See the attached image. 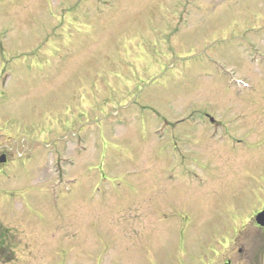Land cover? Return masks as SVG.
Returning <instances> with one entry per match:
<instances>
[{"label": "rangeland", "instance_id": "rangeland-1", "mask_svg": "<svg viewBox=\"0 0 264 264\" xmlns=\"http://www.w3.org/2000/svg\"><path fill=\"white\" fill-rule=\"evenodd\" d=\"M0 50L15 264H172L264 206V0H0Z\"/></svg>", "mask_w": 264, "mask_h": 264}, {"label": "flooded vegetation", "instance_id": "flooded-vegetation-1", "mask_svg": "<svg viewBox=\"0 0 264 264\" xmlns=\"http://www.w3.org/2000/svg\"><path fill=\"white\" fill-rule=\"evenodd\" d=\"M2 50H0V57L2 55ZM261 63L264 64V54L258 55ZM264 81V74L262 76ZM256 101H254L255 103ZM251 104V102H250ZM257 106L264 110V97L258 100ZM261 110V109H260ZM260 112L259 116H261ZM213 127L220 126L219 123L211 120ZM64 126V124H63ZM178 132L175 133L177 135ZM79 144V142L77 143ZM4 156V155H2ZM65 157V158H64ZM56 157L54 161L55 166H60L62 161H66V156ZM64 158V159H63ZM72 165V164H70ZM61 168H58L59 173ZM4 198V197H3ZM3 203L1 204V208ZM264 211V206L258 210L254 217L249 221L248 224H244L240 227L233 228L232 231L228 230V227H222L220 229H213L211 236H208L206 242L201 244H187V252L179 254L172 264H264V226L257 224L255 217L258 213ZM136 228L132 227L131 237L135 238L139 233H137ZM140 233H143V227L139 228ZM216 232L217 235H216ZM145 232L142 234L144 235ZM19 239L8 232V229L4 228L3 224H0V264H15L18 262V257L15 254L16 249L19 247ZM28 245V244H26ZM147 245L144 246L145 251L147 250ZM22 250L27 251V264L31 261L32 253L28 250L27 246H23ZM21 250V251H22ZM152 253L146 260L147 264H162L158 260L153 258L151 261ZM20 261V260H19ZM26 261V260H25ZM31 264H34L33 261Z\"/></svg>", "mask_w": 264, "mask_h": 264}, {"label": "water", "instance_id": "water-1", "mask_svg": "<svg viewBox=\"0 0 264 264\" xmlns=\"http://www.w3.org/2000/svg\"><path fill=\"white\" fill-rule=\"evenodd\" d=\"M5 159L3 157L0 158V164L4 163ZM255 221L257 224L263 225L264 226V212L259 213L256 218Z\"/></svg>", "mask_w": 264, "mask_h": 264}]
</instances>
